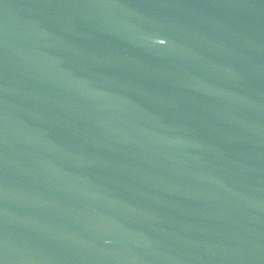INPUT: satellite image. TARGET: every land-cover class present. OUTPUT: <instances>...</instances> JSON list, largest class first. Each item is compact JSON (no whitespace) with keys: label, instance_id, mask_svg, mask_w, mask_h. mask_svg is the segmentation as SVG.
<instances>
[{"label":"water","instance_id":"1","mask_svg":"<svg viewBox=\"0 0 264 264\" xmlns=\"http://www.w3.org/2000/svg\"><path fill=\"white\" fill-rule=\"evenodd\" d=\"M0 264H208L108 158L0 75Z\"/></svg>","mask_w":264,"mask_h":264}]
</instances>
